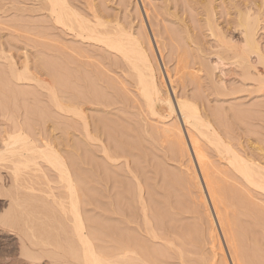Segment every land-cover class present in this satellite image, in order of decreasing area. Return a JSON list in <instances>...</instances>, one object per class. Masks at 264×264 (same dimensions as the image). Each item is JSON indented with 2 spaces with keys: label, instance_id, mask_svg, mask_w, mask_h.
<instances>
[{
  "label": "bare ground",
  "instance_id": "obj_1",
  "mask_svg": "<svg viewBox=\"0 0 264 264\" xmlns=\"http://www.w3.org/2000/svg\"><path fill=\"white\" fill-rule=\"evenodd\" d=\"M78 1L77 0H0V12L4 13L6 15L9 14V17H10V14L11 15L13 14L12 16H14L13 18L10 17L9 18L10 20L7 19V20H4L3 23L0 22L1 24H5L7 26V29H9V31H10L9 32L10 37L6 38V40H0V166L6 165L7 168L10 170V173L12 175V182H11L12 184L11 185L14 186L13 187L14 189L15 188L18 189L23 184L22 181L24 182L26 179L32 180L34 178H36V179L43 178L46 181L47 188H48V191H46L47 195L52 197L51 199H53L54 202H56L58 204V205L57 204H55V205L59 206V209H61L62 214L64 213L63 215L66 218H68V219L70 218L71 220L69 219V221H71V223H72L71 224L72 225L71 226L72 232L70 231L71 233H66L69 231H67L65 229L66 236L63 234V236H65V239L67 238V240L64 239L66 245H63L64 243L63 244L61 243V246H60L55 241L57 243L56 245H58L55 248H58V249L47 248L48 244H44V245H46V247L43 246V244H41V243H43V242H41V240L39 242L33 241L32 239L36 236L35 235L36 231H34L31 234L32 238H29L30 240L29 239L27 240L26 239L27 236L25 237V236H23V234L21 235V233H20L21 236L19 235L20 238H18V239L21 240V243H22V246H20V247H22L21 248L22 249V256L21 257H24L27 261H29L30 263H34V264H36L39 261L41 263V261L43 259L47 260L46 261L47 264H149V263H151L149 261L151 258H152L151 259V261H152L154 256H157L158 258L162 257V255H163L162 250H165V247L168 248V247H170L171 243L172 244L174 243L173 241L171 243L166 242L165 245L166 244L168 245V243H169L168 247H167V245L164 246L162 243H161L162 246L160 245V247H158V246L156 247V245H154L156 243H151V241L153 239H159L158 237H161V236L163 237L164 235H160L159 232H157L158 230H155L154 227H156L157 224H155L156 222H154V224H155V226H154V224L152 223V219L149 218V214L151 213V210H150L149 214L147 213V211H148V204H151V203L147 204L146 203L147 200L146 199H145L146 201L144 200L143 193H142L143 192V185H142L143 183L141 182L142 180L141 181L139 180L137 174H135L134 171H133V174H131L132 172L130 174L133 175L132 177H135V180L137 179V183H138V187H137L138 188V196L137 197H139V200L141 202L142 211H143L141 213V215H143V220H144L143 223L145 224V226L143 224L144 227H142V226L141 227L145 229V233H146L147 238L143 239V237L141 236L142 239L141 238L138 239V237H140V235H138V237H137V235L135 236L134 234L131 233L132 235L126 236L127 234L125 235V233H124L122 235H118L117 239H114V240H116L117 244H113L114 247H112L113 245L112 246L110 245L113 249L107 251V248L104 246V243L101 244V243L95 242V239L97 241L99 239H101L100 236L98 239L96 238V237H98L97 234L98 235L100 234L98 232H100L101 229H98V228H96L95 225L90 224L92 227L95 226V228L97 230H99L96 234L95 239L92 238V234L94 237V235H95L94 230H96V229L93 227L92 228L93 230H92L91 226L88 225L89 222H87L88 217H86V216H88V215H85L86 209L84 207V206H87V204L84 205V203H85V200L86 201H88V200H87V198L86 199L84 198V187L81 184H79V181H77L78 179L76 178V175L79 173L78 171L82 166L78 167L79 169L76 166L77 165L79 166L80 162H81V164L82 163L84 164L87 162V160L85 162V159H87V156L82 154V151L85 152V147H89L90 146V145H88L89 143L92 144L91 142H88V141L100 143L99 145L102 146V148H103L102 150L104 151V154H105L104 156H106L108 160L113 159V160L117 161L118 160L117 158L120 157L119 153L121 151V150L119 151L117 149L116 154L119 151V153H118L119 157H116L117 156L116 154H115V156H113L114 154L112 155V153H113V152H111V151H113L112 149H111V151H109V147H111V145H113L112 143H114V141L117 140V138H116L117 134H118L117 132L121 128L120 127L118 129L117 126H121V125H119L120 123L117 124L118 122H116V120H115V124L114 123L112 124L110 119L108 121L107 117H106V119L104 118L105 116L104 117H96L95 116V117H93V118H95V120H94L93 118H91L92 116L89 117V115H88L89 113H87V109L92 104L100 105L103 102L102 100H100L101 98H97V97H102V96L96 95V98H95V96H90V94H91L90 92L91 91L93 92V90H92L93 87L90 86L91 91L89 92L88 85H90V84L88 82L89 81L88 77L86 76V75H88L87 71L91 70V69H88V68H90L89 65L91 66L90 63H92L91 60H95V62H97V63H95L93 61L95 63V66H97L96 69L99 70L98 69L99 64H103V62L101 60L102 58H104V57H102L103 52L104 53L106 52L105 57H107V53H108L109 54L108 56H110L113 59L110 61L111 66L116 67L118 65V62H119V61L117 62L116 59L117 60L120 59V62L122 61V63L125 65V68L128 69L130 72V74H129L123 70L126 73V75L127 74L129 76L132 75L131 78L132 79H133V77L135 78V79H133V80H135L134 87L136 89V92H138V93H136L138 95L136 96L134 94L135 97L133 96L134 99H132V100H135L134 102L137 103L136 106H138L141 109V112H143L142 117H144V115H145L144 114L145 111H143V110H146V109L150 113V115L159 116L160 118L163 117V119L166 118L167 116L175 117L176 121L174 120L173 125L170 124V125L164 126V124L166 123V120H164L165 121L164 124L162 123V121L160 122L164 126L163 128H161L162 131L164 130L163 131L164 134H162V135L166 134L165 136L167 137L168 142H170L171 145L173 144V146H171V147H173L172 149H174V150H172V151L176 152L177 149H179V148H181L182 150L185 148V151L186 150L187 151L185 152L183 150L184 152H182V154L187 153V155H188V152L190 153V161L194 163V164L192 163V165H191V166H193V168L191 167L193 169L192 174L195 175L196 179L198 178L196 181L200 187L198 189L201 190V192L203 193V195H202V193H201V195L206 199V200H204V203H205L207 214H209L208 211H210L209 215H210V217L212 215V221L214 219L213 223H215L214 225H216V226H218V228H220L222 235L225 232L224 229H227V230L229 229V231L226 230L227 233H225L228 237H226V235H225L226 238L224 236L223 237L225 239L228 238L227 240H229L233 245L232 248H234V250H232V248H230V249L232 250L233 255H234V253H235V255L234 256L232 255V256L233 257L236 256V260H238L239 263L241 262V264L242 263H244V264H264V248L262 247V246H264L262 244L263 241H262V243H260V240H254L255 241V243H254V242H252L253 241V239H252L251 242L256 244L257 247L254 248L253 253L250 254L251 255L250 258H247L246 255H247V253L249 254V252L246 251L245 248H248V247H245V245H243V247H245V248H243L241 246V241H243V240H241L242 238H240L245 233H243V231H242V233H240L241 234V236H240L239 233L235 230L233 231L230 228H222L224 222H225L224 224L227 223V225L229 226L231 220L230 221L228 220L230 217L229 218L223 217V215L219 211V208H221L220 210H222V208L225 206V205L223 206V199L226 200L228 197V194L225 195L226 191L223 188L224 184L221 183L222 182L221 180L223 178L224 179L228 178V176L233 173V175H231V177H233V178H230V176H229V178H230V180L234 179L233 180L234 183L236 182L234 184V186L238 190L233 189L234 191L232 192V190L230 191L228 189V191H230V193L232 192L235 195L234 196L232 194V197H237L238 195H240L242 200L238 199V198H240L239 196L237 197L239 202H236L238 200L235 201V199H233L232 197L229 196L230 199L232 198V200H234L237 204L238 203L241 204L243 202L241 204L242 206L241 205L240 206L245 207L246 210L245 209L244 210L247 211L248 216L250 215L249 217H251L250 218L251 220L250 219L249 220L251 221L252 225H250L249 227L252 226V228H253V225H254L255 228L261 227L262 231H264V163H261L260 161H256V159L253 158V156L248 154V153L245 154L242 152V154H240V151L238 152L237 150H235L232 147V145L226 141V138H224V136L220 133V131L217 128L213 127L212 126L213 124L211 125V122H210L211 119H209V117H208V119H209V121H208V119L206 120L204 118L205 114L203 115V113H202L203 111H201V109L199 108V106L197 104L198 101L196 99L198 96L197 97H194V96L189 97V96H186V94H184L185 96L178 97L176 94V91L174 89L175 99L173 98V94L171 93V91L169 92V87L167 84V82L169 81V83L172 84V86H173V80H172L171 72H169L168 68L165 65H164V68L161 67V65H160L161 63H159V59L157 57V53H156L155 47L153 45V40H152L150 34L148 35L145 32V34H146L145 38H147L146 40L148 41V42L146 41V43H145L141 34L137 33L135 31V28L132 25L128 26V25L124 24L119 19V17L117 15H114L111 12H106L105 9L99 8L97 6V4L94 3L95 2L94 0H86L85 3H82V4L79 3L81 1H79V2ZM133 1L136 4V6L140 9L139 13H140V16L142 19V23L145 24V20L143 18L144 17L143 16V9H144L145 14H146L148 19H149V16H148L147 7H145L144 1L143 0H140V1L139 0H133ZM125 2L128 3V5H130L132 1L131 0H125ZM140 2L143 5V9H141ZM207 2L209 4V5L206 4L207 5L206 6V8H207V10H206L207 24H208L210 30L212 31L213 36H215V40H216V43L214 45H215V48H217V49L214 51H216L215 55L217 56V59H218L217 66L219 63H221V65L222 64L226 65V64H230V63L233 64V63L237 62L239 64V68L241 69L242 81L244 83L245 82L247 83L249 81L254 82V83L256 82V90L260 91L264 87V48H263V46H262V44H261V42L257 36V33L260 29V25L263 22L261 20L260 15L258 13H252L251 11L253 9L248 4H246V6H245L246 10H238V17L236 18L235 21L229 20L227 23L228 26L226 27V30H225L224 28H222L218 24V22L216 20L215 12H214L215 10L213 7L212 0H207ZM233 30H237L238 34H240L239 40L234 39V34H233L234 31ZM152 33H153V36H154L153 38H154V41L156 42V46L158 48L159 54L161 56L159 45H158V42L156 39L157 37H155L153 29H152ZM147 43L149 44L150 49L152 51V54L155 58L156 65L154 63V60L152 59V55L150 54L149 50H147V48L145 47V45ZM90 51H92L94 53L95 52L97 53V51H98V53H101V51H103L101 54L102 58L101 57L97 58V56H99V55H97L96 53H95V55H93L94 53H92V55H91ZM161 58H162V56H161ZM108 59H109V57H108ZM108 59H106L107 62H106V60H104L107 64L109 62ZM216 61H215V63H216ZM99 62H101V63H99ZM94 63H92V66H94ZM107 64H106V67H107ZM104 66H105V64H104ZM108 66H109V64H108ZM176 66H177V64H176ZM100 67L103 68V66H100ZM110 67H108V69H111ZM115 67H113V68H115ZM113 68H112V70H113ZM117 68H118V66H117ZM120 68H121V66H120ZM116 69H115V71H117ZM99 71H101V70H99ZM90 72H91V74L93 73L92 70ZM124 72L122 73V70H121L120 74L122 73L121 75H123ZM197 72L199 73V71H197ZM101 73L102 72H99V74H101ZM103 74H105L109 77V75L110 74L112 75L113 73H110L108 75L107 72H103ZM116 76H118V74ZM123 76H125V75H123ZM99 77L101 78V75ZM115 77L113 78L115 81H112L113 79H112V77H110L112 82H108L110 84L114 83V84H111V85H113L114 88H115V84H116L115 82H117L122 76H120L118 80H116L117 77L116 78ZM125 77H122V78H125ZM197 77H198V75H197ZM86 79H87L88 85H87V82H85ZM89 79H90V77H89ZM110 79H106V80L110 81ZM90 80H91L90 82H92L93 79L91 78ZM97 80H100V79H96V81L94 79V81L96 83H97ZM103 80H105V79H103ZM121 80H123V79H121ZM94 81L91 84L93 86H95ZM101 81H102V79H101ZM125 81H127V80H125ZM118 82H120V81H118ZM132 82H134V81H132ZM104 83H105V81H104ZM126 84L128 85V82L127 83H125L124 81L121 82V85L125 86V87H123L124 89H122L125 92H127L129 90L128 86ZM100 85H102V84H99V85L97 84V86H95V87L96 88L99 87V89H100ZM102 86H103V88L105 87L104 85H102ZM111 87L109 86V89ZM121 87L119 86V88L117 87L118 89L117 88L116 89L119 90V89H121ZM100 90H103V89H100ZM100 90L98 91L100 94L104 92V90L102 92H100ZM117 90H115V91H117ZM112 91L113 90H111V92ZM252 91L253 90H251V92ZM118 92H116V93H118ZM112 93H114V92H112ZM116 93H114V94H116ZM125 95H127V94H125ZM116 98H118V97H116ZM103 99H105V98H103ZM130 99H131V97H130ZM122 100H123V98H122ZM132 100H130V101H132ZM108 101L106 100V102H103V103H106L105 105H107ZM131 103L134 104L133 101ZM95 109H97V108H95ZM244 110L246 111V109H244ZM249 110H251V109H249ZM148 112H146V113H148ZM165 112H167V113L164 114ZM238 112H240V111H238ZM247 112L250 113L249 111H247ZM139 114L141 115V113H139ZM90 118L92 119V121ZM179 118H180V120H179ZM56 119L60 120L61 124L65 125L64 127H66L65 128L66 133L68 131H70L71 128L73 130L75 129L76 131L79 130L80 134H81L80 140L78 138V141L74 140L73 142H70V140H72V139H70V140L68 139L70 137L69 135H68L69 137L66 138V140L60 139L59 137H57L58 135L55 132L59 126L57 127V125H56L57 122H55V121H58ZM142 119H144V118H142ZM167 119H169V118L167 117ZM157 120L159 123L158 118L156 119V121ZM180 121H182V123L184 124L186 132L183 129L184 127L182 128ZM48 122H49V125H47ZM141 122H142V120H141ZM154 122H155V118H154L153 123ZM179 122H180V124H179ZM143 123H144V121H143ZM167 123H169V122H167ZM58 124H59V121H58ZM162 125H159V127L160 126L162 127ZM151 126H153V125L151 124ZM61 129H62V127H61ZM117 129H118V131H117ZM75 130H74V133H75ZM143 130H146V129L144 128ZM72 131H70V132H72ZM70 134L72 135V133H70ZM114 135H116V136H114ZM64 136H65V134H64ZM119 136H120V134H118V137ZM78 137H79V135H78ZM74 138H76V137H74ZM111 138H112L113 142H111L109 140ZM118 139H120V138H118ZM120 140H122V139H120ZM120 140L115 142L116 145H117V142L121 143V142H119ZM165 140H163V141H165ZM123 141H124V139H123ZM123 141L120 145H122V144L127 145L126 144L127 142L130 143L129 141H127L125 143ZM207 143L208 144L211 143L212 145L215 144V146L218 147L217 148L219 150L218 155H219L220 159L223 160V162L225 163V167H224V165H219V163L214 162L213 159L211 160L212 156L209 155L211 157L210 158L206 152V148H208V147H206V145H208ZM131 144H132V142H131ZM116 145L115 146L113 145V147H116ZM165 145L167 146V143ZM119 146L116 148H119ZM171 147H169V148H171ZM116 148H113V149L116 150ZM122 148H123V146H122ZM122 148L120 147L119 149H122ZM129 148H130V146H129ZM134 148H136V147H134ZM132 149H133V147H132ZM80 150H81V153H80ZM109 152H111V154ZM177 152H180V151H177ZM180 153H178V154H180ZM243 154H245V155H243ZM121 156H122V153H121ZM106 162H108V161H105V163ZM105 163H104V165H105ZM2 164H4V165H2ZM216 164L219 166H217ZM75 168L78 169L76 171L77 173H75V170H76ZM229 169L232 171V173H231V171L228 172L230 174L227 173V171H229ZM82 171H83V169H82ZM185 171H186V169H185ZM187 171H188V169H187ZM192 174H190V175H192ZM80 175L83 176L82 173H80L77 175V177L79 176L81 179ZM187 177L190 178L191 176L189 177V175H188ZM86 178H88V177H86ZM168 178H170V177L168 176ZM180 178H179V180H180ZM177 179H175V180H177ZM83 180H85V178L84 179L82 178V182H83ZM175 180H173V181L175 182ZM35 181L32 180V181H28V182L32 186V184H33L32 182H35ZM165 182L168 183V181H165ZM181 182H184V180ZM189 182H190V180H189ZM24 183L27 184L25 186H29L27 188H28V190L31 191L33 186L31 187L30 185H28L27 181ZM187 183H184V184L186 185ZM201 183H202V185H201ZM56 184H57V186H56ZM171 184H172V182H171ZM190 184H191V182H190ZM193 184H192V186H193ZM85 185H86V183H85ZM173 185H174V183H173ZM230 185L231 184H229V186ZM238 185H240V187ZM55 186L57 187V190L59 189L58 193H56L57 190L55 191V189H56ZM192 186H191V188H192ZM21 188H24V184ZM44 188H45V186H44ZM153 188L155 189V187H153ZM167 188H168V185H167ZM14 189L12 190L14 195L13 194L12 195L18 196L19 192L17 193L16 192L17 190H14ZM35 189H38V188H36V186H35ZM35 189L33 188V190H35ZM222 189L225 191V192H221V193H223V195H225L224 197H222L221 196L222 194H220V191ZM0 190H2V188ZM12 191H11V193H12ZM88 191L89 190H87V193H88ZM205 192H206V196H205ZM30 194H32V193H30ZM218 194H220L219 197L222 198V202L220 201V198L218 199ZM29 196H31V195H29ZM45 196H46V194H45ZM48 196H46V197H48ZM155 196H151V197L153 198ZM166 196H168V195L166 194L165 198H166ZM40 197H42V196L40 195ZM10 198H12V197H10ZM27 199H29V197H27ZM16 200H17V198H16ZM155 200H156V197H155ZM155 200H154V204H155ZM11 201H13V203H14V200H11ZM89 201H90V199H89ZM152 201L153 200H151L150 202H152ZM165 201H166V199H165ZM217 201H220L222 203L223 207L222 206L219 207L221 204ZM226 201H228V200H226ZM168 202H170V201L168 200ZM158 203L160 204V202H158ZM163 203H165V202H163ZM229 203H231V202H229ZM154 204H153V206H154ZM159 204H158V206H160ZM196 204H198V202ZM184 205H186V203ZM45 206H47V205H45ZM156 206H157V202H156ZM233 206H234V204H233ZM13 207H11V208H13ZM17 207H18V205L14 208L18 209ZM161 207L163 209V206H161ZM170 207H171V205H170ZM198 208L200 210V205ZM225 208H227V207L225 206ZM59 209H58V211H59ZM169 209H171V208H169ZM242 209H241V211H244ZM12 210H15V209H12ZM12 210H11V212H12ZM160 211H158L157 213H159ZM181 211H183V210H181ZM206 211H204V212H206ZM226 211H225V214H226ZM49 212H50V210H49ZM19 213H20V211H19ZM27 213H29V212H27ZM197 213H199V212L197 211ZM238 213L239 212H237V214ZM241 213H243V212H241ZM241 213H239V214H241ZM87 214L92 215L91 213H88V211H87ZM154 214H155V211H154ZM18 215H20V214H18ZM26 215H28V214H26ZM130 215H131V212H130ZM158 215L161 216L162 214H158ZM209 215H207V216H209ZM234 215H236L235 212H234ZM159 216L156 217V220L160 219ZM238 216H242V215H238ZM14 217H15L14 213H10L7 215L5 214V217L2 219H3V222H5V223L7 222V223L13 224V222H14L13 218ZM65 217H62V218H65ZM165 217H167V216H165ZM202 217H205V216H202ZM17 218H18V216H17ZM33 218H35V217H33ZM66 218L64 219L65 221L67 220ZM28 219H30V218H28ZM58 219H60V218H58ZM122 219H121V222H126L128 224L131 222L129 219H125V218H122ZM133 219L135 220L134 217H133ZM134 220H133V222H134ZM208 220H209V218H208ZM223 220H224V222H223ZM234 220L235 219H233V221H231L232 224L234 222L236 223V221H238L239 219L238 220L236 219V221H234ZM19 221H20V219H19ZM100 221H97V222H100ZM136 221H137V219H136ZM153 221H154V219H153ZM239 221L237 223H239ZM31 222H29L28 224L30 225ZM35 222L36 221H34V224H36ZM37 222H38V219H37ZM52 222H54V221H52ZM118 223H119V221H118ZM159 223H160V221H159ZM161 223H162V221H161ZM16 224H17V222H16ZM97 224L100 226L99 223H97ZM209 224H211V222ZM221 224H222V226H221ZM66 225H67V223H66ZM66 225L64 224V226H66ZM227 225H226V227H228ZM239 225H240L239 227H236V228L233 227V228H235L237 230L238 228L241 227L242 224H239ZM101 226H103V225H101ZM132 226H134V225H132ZM160 226H162V225H160ZM211 226H212V224H211ZM216 226H214V227H216ZM244 226L245 227L247 226V228H248L247 231H249L248 224L243 225V227ZM20 227L21 226L19 225V228ZM27 227H28V225L26 224V229H27ZM170 227H172V226H170ZM191 227H192V225H191ZM134 228H136V227H133V229ZM242 228H240L239 230H242ZM258 228H256V232H257ZM57 229H58V227H57ZM105 229H107V228H105ZM124 229H126V231H127V227ZM128 229H129V227H128ZM173 229H174V227H173ZM123 230L121 229V231H123ZM165 230H167V229H165ZM52 231H54V229H52ZM121 231H119V232H121ZM126 231H123V232H126ZM141 231H143V229H141ZM213 231L216 233V234H214V236H216V238H217V232H216L217 230H212V232ZM245 231H246V229H245ZM259 231L257 233L261 232V231L260 232ZM29 232H31V231H29ZM43 232H41V233H43ZM63 232L64 231H61V233H63ZM101 232H102L101 234H103V235L105 234V233H103V231H101ZM109 232H107V235ZM161 232H163V231H161ZM45 233H47V232H45ZM165 233H169V232H165ZM180 233L181 232L179 231V235H181ZM209 233H211V232H209ZM251 233H252V231H251ZM251 233L249 232L250 235H253V233L252 234ZM261 233H263V232H261ZM27 234H30V233H27ZM55 234H56V232H55ZM137 234H138V232H137ZM195 234H196V232H195ZM48 235H50V233ZM189 235H191V233ZM246 235L249 236L248 233L245 234L244 236L246 237ZM257 235H260V234H256V237H258ZM40 236L41 235H39V237ZM113 236L115 237V234ZM176 236H177V234H176ZM193 236H191V237H193ZM253 236L252 237L254 239H256L255 234ZM174 237H175V235H174ZM188 237H187V239H188ZM196 237L199 238L198 236H196ZM260 237H261V235H260ZM106 238H108V237H106ZM211 238H213V235ZM246 238H248V237H246ZM246 238L243 237V239H245V240H246ZM50 239H52V238H50ZM194 239H196V238H194ZM218 239H219V237H218ZM260 239L262 240L263 238H260ZM44 240H45L44 243H46V239H44ZM101 240H103V239H101ZM101 240H99V241H101ZM112 240H113V238H112ZM127 240H129V242L132 241L133 243H136L138 246H140V248H141L140 250L143 251V253L141 251L138 252L135 247H132V244H131L132 242L127 243ZM193 240H192V242H193ZM245 240L243 241L244 243H245ZM61 241H63V240H60L59 242H61ZM109 241L107 240L105 242L106 245ZM215 241H217V240H215V238H213L212 242H211L212 243L211 248L214 252L216 250L215 249V246H216ZM51 242H53V240H51ZM110 242H112V241H110ZM230 242H229V244H230ZM247 242L248 241L246 240V243ZM21 243H20V245H21ZM113 243H115V241ZM189 243H191V242H189ZM50 244H53V243H50ZM110 244H112V243H110ZM218 244L219 243H217V245ZM248 244H250V243H248ZM260 244H262V245H260ZM219 246L221 249L220 244H219ZM50 247H52V245ZM161 247L163 249H161ZM172 247H170V249ZM177 247H179V246H177ZM182 247L183 246H181V248ZM184 247H185V245H184ZM181 248L180 249L178 248V250H181ZM182 250L184 251V249H182ZM159 251L162 253V255L160 253L161 256L156 254V253L159 254ZM165 251L166 252L168 251V253H169V250H165ZM165 251H164V253L168 255V253H166ZM249 251H250V249H249ZM175 252H177V250H175ZM217 253H219V251ZM145 254L150 259L146 258ZM153 254H154V256H153ZM212 255H213V253H212ZM16 256L18 257L20 255H16ZM172 256H173V254H172ZM17 257L14 258V262H15V260L16 261L18 260ZM157 257H156V259L154 258L155 259L154 261H158ZM164 257L161 259H164ZM168 257H165V258H168ZM187 257H189V256H187ZM224 257L225 256H223V258ZM230 257H231V255H230ZM233 257H231V262H232V264H235L233 262L234 259H232ZM182 258L183 257H181V259ZM189 258H192V257H189ZM211 258L209 259V261L212 260ZM6 259H7V257H6ZM8 259H9V257H8ZM22 259H21V261L20 260H18V261L22 262ZM213 259H214V256H213ZM4 261H5V258H4ZM160 261H162V260H160ZM194 261H192V262H194ZM224 261H223V263L227 264V261H225V262ZM2 262H1V264H3ZM24 262H26V261H24ZM153 262H152V264H153ZM165 262H167V260H165ZM6 263L8 264L10 262H6ZM160 263H162V262H160ZM202 263H204V262H202ZM220 263H222V262H220ZM185 264H186V261H185ZM195 264H196V262H195Z\"/></svg>",
  "mask_w": 264,
  "mask_h": 264
},
{
  "label": "rangeland",
  "instance_id": "obj_2",
  "mask_svg": "<svg viewBox=\"0 0 264 264\" xmlns=\"http://www.w3.org/2000/svg\"><path fill=\"white\" fill-rule=\"evenodd\" d=\"M79 1H81V2H79ZM79 1L78 2L82 4V3H85L86 0H79ZM94 1H95L94 3H96L99 8L105 9L106 12H111L112 14L117 15L119 17V19L124 24H126L128 26L132 25L135 28V31L137 33L141 34L145 43L147 41L146 40L147 38H145V36H146L145 32L148 35L150 34V36L153 40V45H154L156 53H157V57L159 59V63H161L160 64L161 67L164 68V65H165L168 68L169 72H171L172 80H173V86H172V84L169 83L168 80H167L168 81L167 84L169 87V92L171 91L174 99H175L174 89H175L178 97L185 96L184 94H186V96H189V97H192V96L197 97L198 96L196 99L198 101L197 104H198L199 108L201 109V111H203L202 112L203 115L205 114L204 118L206 120L208 119V117H209V119H211L210 120L211 125L213 124L212 126L217 128L220 131V133L224 136V138H226V141L229 142L235 150H237L238 152L240 151V154H242V152L245 154L248 153V154L252 155L253 158L256 159V161H260L261 163H264V87L261 89L262 91L261 90L257 91L256 90V82L254 83V82L249 81L247 83L246 82L244 83L241 79V69L239 68V64L237 62L233 63V64L232 63L226 64V65H223V64L221 65V63H219L220 65L218 64V66H217L218 59H217V56L215 55L216 51H214L217 49V48H215V45H214L216 43V40H215V36H213V33L207 24V13H206V10H207L206 6L207 5L206 4H208L209 1L207 2V0H143L145 7H147L148 16H149V19H148L146 14H145V11L143 9V5L140 2L141 9H143V16H144L143 18L145 20V24L142 23V19H141L140 13H139L140 9L136 6V4L134 3L133 0H131L132 2L130 5H128V3L125 2V0H94ZM212 3H213L214 10H215L214 12H215L216 20H217L218 24L222 28H224L225 30H226V27L228 26V24H227L228 21L229 20L235 21L236 18L238 17V10H246L245 6H246V4H248L253 9L251 12L252 13H258L261 17V20L263 21L262 24L260 25V29L257 33V36H258V39L260 40V42L264 48V0H212ZM12 15L10 14V17L13 18L14 16H12ZM10 17H9V14L6 15V14L0 12V20H1L0 22L1 23H3L4 20H7V19L10 20L9 19ZM1 23H0V40H6V38L10 37V33H9L10 31H9V29H7V26L5 24H1ZM152 29L154 31L155 37H157L156 39H157V42L159 45V49H160L162 58L159 54L158 48L156 46V42L154 41ZM233 31H234V33H233L234 39L239 40L240 34H238L237 30H233ZM145 47L147 48V50H149L150 54L152 55V59L154 60V63H155L156 61H155V58L152 54V51L150 49L149 44L147 43L145 45ZM102 52L103 51H101V53H98V51H97V53L95 52L97 55H99V56H97V58L101 57ZM92 53H94V52L90 51L91 55H92ZM95 53L93 55H95ZM105 53L103 52V56H102L104 58L101 57L103 64H99L101 62L98 63L99 64L98 69L101 71L96 69L97 66H95V63H97V62H95V60H91L92 63H94V62L95 63H94V66H92V63H90L91 66L89 65L90 68H88V69H91L93 73L91 74V72H90L91 70H89V71H87L88 75H86L88 77V80H89L88 82L90 85H88L87 79L85 82H87V85L89 87L88 88L89 92L91 91L90 86L93 87V89H92L93 92L92 91L90 92L91 93L90 96H95V98H96V95L102 96V97H97V98H101L100 100H102L103 102H106V100L107 101L109 100L108 104H107L108 106L105 105L106 103H103V102H102L103 105L102 104H100V105L92 104L89 107L90 109L89 108L87 109V113H89L88 114L89 117L92 116L91 118H93L95 116L96 117H104L105 116L104 118L106 119V117H107L108 121L110 119L112 124L113 123L115 124V120H116V122H118L117 124L120 123L119 125H121V126H117L118 129L121 127L119 131L117 129V131H118L117 133L120 134V136L118 137V134L116 133L117 134V137H116L117 140H115L114 143H112L114 146L116 145L115 142L120 140V139H122L119 141L121 143H122L123 139H124V141H123L124 143L127 141H129L130 143L127 142L126 143L127 145H125V144L120 145L121 143L117 142V145L118 144L120 145V146L118 145L119 148L120 147L122 148V146H123L122 149L116 148V147H118L117 145H116V147H113V145H111V147H109V151H111V149L113 150V151H111V152H113L112 155L114 154L113 156H115L117 149L119 151L121 150L120 153L118 151V153L120 154V157H119L118 153L116 154L117 155L116 157H119V158H117L118 159L117 161L113 160V159L108 160L107 157L104 156L105 154H104V151L102 150L103 148H102V146L99 145L100 143H98V142L96 143L93 141H88V142L92 143V144H90V143L88 144L91 147L90 146L85 147V152L82 151V154L87 156V159H85V162H86V160H87V162L84 164L83 163L81 164V162H80L79 163L80 165L79 166L77 165L76 167L78 168V167L82 166L80 169L78 168L79 169L78 174L82 173V175L84 177L80 175L81 176V179H80L79 176L77 177V175H78L77 174L76 178L78 179L77 181H79V184H81L84 187V198L85 199L87 198V200H88V201H86L84 199L85 200L84 205L87 204V206H84L86 209L85 215H88L86 217H88L91 220L90 221L87 218V222H89L88 223L89 226L95 225L96 228L101 229V231H103V233H105L104 234L105 236H104L103 234H101L102 233L101 231L98 232L99 230H97L95 228V226H93L97 231L94 230L95 235L93 237V234H92V238L95 239L97 232L100 233L99 235L97 234L98 237H96V238L98 239L100 236V238L103 240L99 239L101 241H99V240L97 241L95 239V242L101 243V244L104 243V246L107 248V251L113 249L112 248V247H114L113 244H117L116 240H114V239H117L118 235H122L124 233H125V235L127 234L126 236H130V235L134 234L135 236L137 235V237H138V235H140V237H138V239L139 238L142 239V237H143V239L147 238L146 233H145V229L142 228L145 226V224L143 223L144 222L143 215H141V213L143 212L141 202L139 200V197H137L138 196L137 179L135 180V177H132L133 175H131V174H133V171H134V173L137 174L139 180L140 181L142 180L141 181L143 183L142 184L143 185V192L142 193H143L144 200L145 199L147 200V201L145 200L147 204L151 203V204H148V211H147V213L149 214L150 210H151V213L149 214V218L152 219L153 224H154V222H156L155 224H157V225H156V227H154L155 230H158L157 232H159L160 235H164L163 236L164 238L162 236L158 237L159 239H153L151 241V243H156L154 245H156V247L157 246L160 247L161 243L164 246H166L167 245V244L165 245L166 242H170V243L172 241L174 242L173 244L172 243L170 244V247L173 246L171 249H170V247H168L169 243L167 245V247L169 249L165 247V250H169V253H168V251L166 252L165 250H162L163 255L160 251H159V254L156 253L157 255H160V253H161L162 257H159L160 259L157 256H154L155 253L153 254L154 258L156 259V257H157L158 261H154L155 260L154 258L151 261L152 258L151 259L148 258V256H146V254H145V257L150 259L149 261L151 263H149V264H152L153 261H154L153 264H156V263L157 264H181L182 262H183L182 264H185V261H186V264L187 263L188 264H195V262H196V264H201L202 262H204L202 264H215V263L216 264H224L223 263L224 260L227 261V264L228 263L232 264L231 257H233L235 255V253H234V255L232 253V250H234V248H232L233 247L232 243L229 240H227L228 238L225 239L226 237H228L225 233H227V231H229V229L228 230L224 229L225 232L222 235L220 228H218V226L214 225L215 224V223H213L214 219L212 221V215H211V217L209 215L210 211H208L209 214H207L205 203H204V200H206V199L202 196L203 193L201 192V190L198 189V188H200L199 184H197V182H196L198 178L196 179L195 175L192 174L193 173L192 172L193 166H191V165L193 162L190 161V153L188 152V155H187V153L182 154V152L185 151V148L183 149L184 151L181 148L177 149V151H180L181 153L177 152V151L176 152L172 151V150H174V149H172L173 147H171V146H173V144L171 145V143L168 142V139L165 136L166 134L162 135V134H164V132H163L164 130L162 131L161 128H163L165 125H170V124L173 125L174 120L176 121L175 117L167 116L169 119H167V117L163 119V117L160 118L159 116L150 115V113L147 111V109L143 110V111H145L144 112L145 115H144V117H142L143 112H141V109L138 106H136L137 103L134 102L135 100H132V99H134L135 95L136 96L138 95V94H136L138 92H136V89L134 87L135 80H133V79H135V78L133 77V79H132L131 78L132 75L129 76L127 74L129 77L126 75V73L124 71H126L129 74H130V72L128 69L125 68V65L122 63V61L120 62V59H118V60L116 59L117 62L119 61L118 65H117L119 69L117 68V66L116 67L111 66L110 61L113 59L110 56H108L109 55L108 53H107V57H105L106 56ZM108 57L110 60L108 59ZM105 58L108 59L109 66L106 63L107 60ZM104 60H106V62ZM215 61H216V63H215ZM104 64H105V66H104ZM106 64H107V67H106ZM176 64H177V66H176ZM155 65H156V63H155ZM100 66H103V68ZM120 66L122 69L120 68ZM108 67H110L111 69H108ZM113 67H115V68H113ZM112 68H113V70H112ZM115 69L117 71H115ZM121 70H122V73L124 72L123 75H125L126 77L121 75L122 73L120 74ZM98 71L102 72V73L99 74ZM197 71H199V73ZM103 72H107L108 75L110 73H113V74L112 75L110 74L111 76L109 75V77H108L107 75H105L106 73L103 74ZM117 74H118V76L120 75V76L125 77V78L121 77L119 79L120 76L119 77L116 76ZM100 75H101V78L99 77ZM197 75H198V77H197ZM115 76L117 77L116 80L119 79L118 81H120V82H118V81L115 82L116 84H115V88H114L113 85H111L114 83L110 84L108 82L115 81L113 79ZM89 77H90V79L91 78L93 79L92 82L94 81V79H95V81H96V79H100V80H97V83L95 81H94V83H95V86H97V84L98 85L102 84L105 86L103 88V86L100 85V89L104 90L103 93L100 94L98 92L100 90L99 87L96 88L95 86L91 85L92 82H90L91 80L89 79ZM110 77H112V79H113L112 81H111ZM101 79H102V81H101ZM103 79H105V80H103ZM106 79H110V81L106 80ZM121 79H123V80H121ZM125 80H127V81H125ZM131 80L134 82H132ZM104 81H105V83H104ZM122 81H124L125 83L128 82V85L126 84L128 86V89H129L127 92L122 90V89H124L123 87H125L124 85L123 86L121 85ZM109 86L110 87L112 86L110 88L111 90H113L112 92L116 93L119 91L118 93L120 95L118 93H116V94L112 93L111 90L109 89ZM119 86L120 87L122 86V87H121V89L117 90L119 88ZM103 90H100V92H102ZM115 90H117V91H115ZM251 90H253V91L251 92ZM125 94H127V95H125ZM116 97H118V98H116ZM130 97H131V99H130ZM103 98H105V99H103ZM122 98L124 101L122 100ZM130 100H132L134 104H132L131 103L132 101H130ZM95 108H97V109H95ZM244 109H246V111ZM249 109H251V110H249ZM237 110L240 112H238ZM247 111H249L250 113H248ZM138 112L141 113V115ZM146 112H148L149 114ZM166 113L167 112H165L164 114H166ZM142 118H144V119H142ZM154 118H155V122L153 123ZM157 118L159 119V123H158V120L156 121ZM93 119L95 120V118H93ZM209 119H208V121H209ZM56 120H58V119H56ZM141 120H142V122H141ZM164 120H166V123L167 122H169V123L166 124ZM179 120H180V118H179ZM58 121H59V124H58ZM58 121H55V122H57L56 123L57 127L58 126L60 127V128L58 127L56 129V132H55L58 135V136L56 135L57 137H59L60 139L66 140V138H68L70 136L68 138L69 140L72 139V140H70V142H73L74 140L78 141V138L80 140L81 134H80L79 130L76 131L74 129L75 130V133H74V130L71 128L73 131L71 129H70V131H72V132L67 130L68 131L67 132L68 134H67L65 132L66 131V129H65L66 127H64L65 125L61 124L60 120H58ZM91 121H92V119H91ZM143 121H144V123H143ZM161 121L163 124L165 123L164 126L160 123ZM180 122H181L182 128L184 127L183 129L185 131L186 129H185L184 124L182 123V121H180ZM180 122H179V124H180ZM151 124L153 126H151ZM158 124L162 125V127L161 126L159 127ZM47 125H49V122ZM61 127H62V129H61ZM143 127L147 131L143 130L144 129ZM69 132L72 133V135ZM64 134H65V136H64ZM78 135H79V137H78ZM114 136H116V135H114ZM74 137H76L77 139ZM118 138H120V139H118ZM109 140L111 142H113L112 138ZM163 140H165V141H163ZM131 142H132V144H131ZM166 143H167V146L165 145ZM210 144L211 143L206 145V147H208V148H206V152H207L208 156L211 155L212 158L209 156L211 158V160L213 159L214 162L219 163V165H224V167H225V163L223 162V160L220 159V157L218 155L219 154V150L217 149L218 147L215 146V144H213V145L211 144L212 146ZM129 146H130V148H129ZM132 147H133V149H132ZM134 147H136V148H134ZM169 147H171V148H169ZM113 148H116V150ZM111 152H109V153L111 154ZM80 153H81V150H80ZM121 153H122V156H121ZM178 153H180V154H178ZM245 154H243V155H245ZM105 161H108V162L105 163ZM104 163H105V165H104ZM2 165H4V164H2ZM219 165H217V166H219ZM77 168H75L76 169L75 173H77L76 172L78 170ZM82 169H83V171H82ZM185 169H186V171H185ZM187 169H188V171H187ZM230 171L231 170L229 169V171H227V173ZM189 173L192 175H190ZM231 173H232V171H231ZM228 174H230V173H228ZM188 175H189V177L190 176L191 177L188 178L187 177ZM231 175H233V173ZM231 175H229L230 178H233V177H231ZM168 176L171 179L168 178ZM229 176H228V178H229ZM86 177H88V178H86ZM82 178L83 179L85 178V180H83V182H82ZM179 178H180V180H179ZM228 178H226V179L223 178L221 180L222 181L221 183L224 184L223 188L225 189L226 192L223 189H222L223 191L222 190L220 191V194H222L221 195L222 197H224L225 195L228 194V197L226 196L227 197L226 200H228V201L223 199V206L225 205L227 208H225V206L224 207L222 206V203H221L222 198L219 197L220 194H218V199L220 198L221 202L220 201H217V202H219L221 204L220 206L219 205L218 206L219 207L222 206L223 208H222V210H220L221 208H219V207L218 208H219L220 213L223 215V217H225V218L230 217L228 219L229 221L230 220L233 221V219H235L234 221H236V219L237 220L239 219L241 222L239 220H238L239 223H237L238 221H236V223L234 222L233 223L235 225L234 226L232 224V222L230 221L231 225L229 224V226H228L227 223L224 224L225 223L224 222L225 219H224L223 220V222H224L223 226H222V224H221V226H222V228H230L233 231L234 230L237 231L240 236H241L240 233H242V231L245 234L248 233L249 236L246 235V237H248V238H246L244 236L245 234L243 236H241L240 238H242L241 240L244 241L245 240V239H243V237H244L248 241L247 243H246V240H245V243L243 241H241V246L243 247V245H245V247H248V248H245V247H243V248H245L246 251L249 252V254L247 253L246 256H247V258H250V256H251L250 254L253 253L254 248L257 247L256 244H254L255 243L254 240H260V243H262V241H263L262 244L264 245V231H262L261 227H259V228L256 227V228H258L257 232L259 230L261 232H263V233H261L259 231L260 233H257L254 225H253V228H252V226L249 227L250 225H252V223L250 221L251 217H249L250 215L248 216L247 211H245L246 210L245 207H241L242 206L241 204L243 202L241 204L236 203V202H239V200L241 199L240 195L237 194L240 197V198H238L239 200L237 199V197H238L237 195H236L237 197H232V194H233L232 192L234 191L233 189H236V190H238V189L235 188V186H234V184L236 183V182L234 183V181H233L234 179L230 180V178L229 179ZM172 179L173 180L177 179V180H175V182H174ZM188 179L190 180L191 184H190ZM32 180L33 181L36 180L35 181L36 183L32 182L33 188L35 189V186H36V188H38V189L33 190V188H32V190L30 191L27 188L29 186H25L27 184H25L24 182L27 181L28 185L31 186V184L28 181H32ZM32 180L26 179L24 182L22 181L25 189L21 188L23 186V184L19 187L20 189L19 188L14 189L13 188L14 186L11 185L12 184L11 183L12 182V175L10 173V170L7 168L6 165L0 166V186H1L0 189L2 188V190H0V259L1 260L3 259L2 260L3 262L0 260V264H1V262L3 264H5L6 262H10L8 264H34V263H30L29 261H27L24 257H21L22 256V249H21L22 247H20V246H22V243H21V240L18 239V238H20L19 237L20 233H21V235L23 234V236H25V237L27 236L26 239L28 240L29 238H32L31 234L34 231H36V234H35L36 238L34 237L32 239L33 241L39 242L41 240V242H43V243H41V242L40 243L43 244V246L46 247V245H44V244H48L47 248L58 249L55 247H57L58 245L61 246V243L62 244L64 243L63 245H66L65 240H67V238L65 239V236H66L65 229L67 231H69L66 233L72 232L71 231V229H72L71 224L72 223H71V221H69L70 218L69 219L66 218L63 215L64 213L62 214L61 209H59V206H57L58 204L56 202H54L53 199H51L52 197L47 195L46 191H48V188H47L46 181L43 178H38V179L34 178ZM183 180H184V182H181ZM165 181H168V183ZM171 182H172V184H171ZM85 183H86V185H85ZM173 183H174V185H173ZM184 183H187V184L185 185ZM192 184H193V186H192ZM229 184H231V185L229 186ZM167 185H168V188H167ZM190 185L192 186V188ZM201 185H202V183H201ZM44 186H45V188H44ZM56 186H57V184H56ZM152 186L155 187V189ZM238 186L240 187V185H238ZM13 189L17 190L16 191L17 193L19 192L18 196L17 195L13 196L14 195L13 191H12ZM228 189L230 191L232 190V192L230 193V191H228ZM56 190H57V187H56L55 191ZM58 190L56 191V193H58ZM87 190L90 191V192L88 191L89 194L87 193ZM11 191H12V193H11ZM221 192H225V195H223V193H221ZM30 193H32V194H30ZM201 193H202V195H201ZM45 194L49 198L46 197ZM166 194L168 196H166V198H165ZM29 195H31V196H29ZM40 195L42 197H40ZM150 195L151 196L156 195L155 196L156 200H155V197L152 198ZM205 196H206V192H205ZM229 196L232 197L233 199H235V201L236 200H238V201L235 202L234 200H232V198L230 199ZM10 197H12V198H10ZM27 197H29L30 200L27 199ZM16 198H17V200H16ZM164 198L166 199V201ZM89 199L91 202L89 201ZM11 200H14V203ZM151 200H153V201L150 202ZM154 200H155V204H154ZM168 200L170 202H168ZM156 202H157V206H156ZM158 202H160V204ZM163 202H165L166 204ZM197 202H198V204H196ZM229 202H231L232 204ZM152 203L154 204L155 207L153 206ZM185 203H186V205H184ZM55 204H57V205H55ZM158 204L160 206H158ZM233 204H234V206H233ZM17 205H18V207H17L18 209L14 208ZM45 205H47V206H45ZM170 205H171V207H170ZM199 205H200V210L198 208ZM161 206H163V209ZM11 207H13V208H11ZM169 208H171V209H169ZM10 209L11 210L15 209V210H12V212H11ZM58 209H59V211H58ZM241 209L242 210L245 209V210L241 211ZM49 210H50V212H49ZM181 210H183V211H181ZM224 210L225 211L227 210L226 214H225ZM19 211H20V213H19ZM26 211L29 212L31 215L29 213H27ZM87 211H88V213H91L92 215L87 214ZM154 211H155V214H154ZM158 211H160L161 213L160 212L157 213ZM197 211L199 213H197ZM204 211H206V212H204ZM130 212H131V215H130ZM234 212L236 215H234ZM237 212H239V213L243 212V213L237 214ZM10 213H14V216H15L13 218L14 219L13 224L7 223V222L5 223V222H3V219H2L5 217V214L7 215ZM18 214H20V215H18ZM26 214H28V215H26ZM158 214H162V215L159 216ZM16 215L18 216V218ZM207 215H209V216H207ZM238 215H242V216H238ZM132 216L135 218V220L133 219ZM158 216L160 217V219L157 218L158 220H156V217H158ZM165 216H167V217H165ZM202 216H205V217H202ZM33 217H35L36 219ZM62 217H65L68 221L67 220L65 221L64 220L65 218H62ZM207 217L209 218V220ZM28 218H30V219H28ZM58 218H60V219H58ZM122 218L129 219L131 222L129 224L126 222H121ZM19 219H20V221H19ZM37 219H38V222H37ZM136 219H137V221H136ZM153 219H154V221H153ZM30 220L31 221L33 220L32 221L33 223ZM133 220H134V222H133ZM34 221H36L35 222L36 224H34ZM52 221H54V222H52ZM97 221H100V222H97ZM118 221H119V223H118ZM159 221H160V223H159ZM161 221L163 224L161 223ZM209 221L211 222L213 227L211 226V224H209L210 223ZM16 222H17V224H16ZM29 222H31L30 225L28 224ZM65 222L67 223V225ZM97 223H99L100 226L101 225H103V226L100 227ZM26 224L28 225L27 229H26ZM64 224L66 226H64ZM143 224H144V226H143ZM155 224H154V226H155ZM239 224H242L240 228H242L243 225L248 224L249 231H247L248 230L247 226L246 227L244 226L242 228V230H239L240 228H238L236 230L235 228L239 227L240 226ZM19 225L21 226L20 228H19ZM132 225H134V226H132ZM160 225H162L163 227ZM191 225H192V227H191ZM226 225L228 227H226ZM170 226H172V227H170ZM214 226H216V227H214ZM57 227L59 230L57 229ZM93 227L91 226V229ZM104 227L107 229H105ZM126 227H127V231H126V229H124ZM128 227H129V229H128ZM133 227H136V228H134L135 230L133 229ZM173 227H174V229H173ZM233 227H235V228H233ZM187 228L188 229L190 228V229L188 230ZM52 229H54V231H52ZM121 229L122 230L124 229L123 231H126V232L121 231ZM141 229H143V231H141ZM165 229H167V230L169 229V230L167 231ZM245 229L247 232L245 231ZM113 230L115 232L118 230L116 232L117 234ZM212 230H217L216 231L217 232V238H216V236H214V234H216V233L214 231L212 232ZM29 231H31V232H29ZM61 231H64V232L61 233ZM119 231H121V232H119ZM161 231H163V232H161ZM179 231L181 232L180 233L181 235H179ZM194 231L196 232L197 235L195 234ZM251 231H252L253 235L255 234L256 239L253 238L254 237L253 235L249 234V232L251 233ZM41 232H43V233H41ZM45 232H47L48 234L50 233L51 236ZM55 232H56V234H55ZM107 232H109L108 233L109 236L107 235ZM137 232H138V234H137ZM165 232H169V233H165ZM209 232H211V233H209ZM27 233H30V234H27ZM190 233H191V235H189ZM63 234L65 236H63ZM114 234H115V237L113 236ZM176 234H177V236H176ZM211 234L213 235V238H215V240H217V241H215V243H216L215 252L211 248V246H212L211 242L213 239V238H211L212 237ZM256 234H260L261 237H260V235H257L259 238L256 237ZM39 235H41V236L39 237ZM174 235L176 238L174 237ZM225 235H226V237H225ZM191 236H193V237H191ZM196 236H198V237L200 236V237L197 238ZM106 237H108V238H106ZM187 237H188V239H187ZM218 237H219V239H218ZM249 237L250 238L252 237V238L250 239ZM50 238H52V239H50ZM112 238H113V240H112ZM160 238L161 239L163 238V239L161 240ZM194 238H196V239H194ZM260 238H263V239L261 240ZM44 239H46V243H44L45 242ZM59 239L63 240V241L59 242L60 241ZM252 239H253V241H252ZM51 240H53V242H51ZM107 240L112 241V242L109 241L112 244H110L108 242L106 245L105 242ZM192 240H193V242H192ZM55 241L58 243V245H56L57 243ZM114 241H115V243H113ZM188 241L191 243H189ZM251 241L254 243H252ZM128 242H129V240H127V243ZM131 242L132 241H130L129 243H131ZM229 242H230V244H229ZM20 243H21V245H20ZM50 243H53V244H50ZM217 243H219L221 245L222 250L220 249L219 244L217 245ZM248 243H250V244H248ZM131 244H132V247H135L138 252L141 251L140 246H138L136 243L132 242ZM262 244H260V245H262ZM49 245L50 246L52 245V247H50ZM110 245L111 246L113 245V246L111 247ZM184 245H185V247H184ZM177 246H179V247H177ZM181 246H183V247L181 248ZM262 247L264 248V246H262ZM178 248L179 249L181 248V250H178ZM230 248H232V250ZM161 249H163V248L161 247ZM182 249H184L185 252ZM249 249L251 252L249 251ZM175 250H177V252H175ZM164 251L166 253H168V255L165 254ZM218 251H219V253H217ZM141 252L143 253V251H141ZM212 253H213V255H212ZM172 254H173V256H172ZM16 255H20V256L17 257ZM230 255H231V257H230ZM164 256L165 257L169 256L168 257L169 259L165 258ZM187 256L192 257V258H189ZM213 256H214V259H213ZM223 256H225V257L223 258ZM6 257H7V259H6ZM8 257H9V259H8ZM16 257L20 261L23 258L22 262H20L18 260L17 261L15 260V262H14V258H16ZM163 257L165 260H167V262H165L164 259H161ZM181 257H183V258L181 259ZM4 258H5V261H4ZM210 258L212 259L211 261H209ZM232 259H234L233 262L235 264H241V262L239 263V261L236 260V256L233 257ZM160 260H162V261H160ZM24 261H26V262H24ZM46 261L47 260L43 259L41 261V263H40V261L37 263L38 264H47ZM192 261H194V262H192ZM160 262H162V263H160ZM220 262H222V263H220ZM242 264H244V263H242Z\"/></svg>",
  "mask_w": 264,
  "mask_h": 264
}]
</instances>
